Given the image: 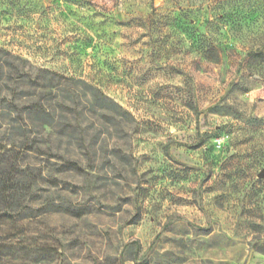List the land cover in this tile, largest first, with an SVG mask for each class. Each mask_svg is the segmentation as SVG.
<instances>
[{"label": "rangeland", "instance_id": "1", "mask_svg": "<svg viewBox=\"0 0 264 264\" xmlns=\"http://www.w3.org/2000/svg\"><path fill=\"white\" fill-rule=\"evenodd\" d=\"M260 51L264 0H0V264H264Z\"/></svg>", "mask_w": 264, "mask_h": 264}, {"label": "trees", "instance_id": "2", "mask_svg": "<svg viewBox=\"0 0 264 264\" xmlns=\"http://www.w3.org/2000/svg\"><path fill=\"white\" fill-rule=\"evenodd\" d=\"M254 55L264 58V51ZM29 147L24 141L20 144L16 141L9 144L0 142V218L5 213H19L26 209L28 200L40 185L41 171L30 164H23L26 152H34Z\"/></svg>", "mask_w": 264, "mask_h": 264}]
</instances>
